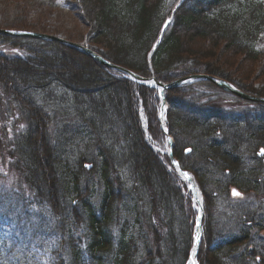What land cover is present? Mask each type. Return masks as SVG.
<instances>
[{"label":"trees","instance_id":"trees-1","mask_svg":"<svg viewBox=\"0 0 264 264\" xmlns=\"http://www.w3.org/2000/svg\"><path fill=\"white\" fill-rule=\"evenodd\" d=\"M77 4L90 27V48L114 65L163 84L205 74L264 97L204 63L215 61L210 53L220 48L259 62L264 7L258 0H184L166 15L164 0ZM187 62L198 64L188 69ZM118 75L75 48L0 35V83L18 97L27 118L10 156L30 190L0 198V264H186L193 230L181 215L177 177L168 156L170 173L145 139L147 132L166 140L158 122L161 99L157 90ZM200 84L224 93L202 81L165 92L173 156L194 173L204 196L197 263L264 264V205L231 207L222 227L214 214L219 194L207 192L222 180L216 188L264 197V105L253 114L226 115L214 104L202 106L192 90ZM41 95H61L67 138L52 136ZM69 143L76 154L66 151ZM189 218L194 228L195 211ZM56 237L58 249L41 263L38 252Z\"/></svg>","mask_w":264,"mask_h":264},{"label":"rangeland","instance_id":"rangeland-1","mask_svg":"<svg viewBox=\"0 0 264 264\" xmlns=\"http://www.w3.org/2000/svg\"><path fill=\"white\" fill-rule=\"evenodd\" d=\"M258 1L262 3L264 7V0ZM179 2L180 0H164V15H166L165 13L167 12L169 13L173 11ZM26 5L28 8L25 11L24 6L26 8ZM0 18L5 21V24L10 26L9 28L6 26L5 28L1 27V30L25 29L23 31H33L55 36L76 46L84 45L89 47L92 46L93 48L95 47V45L90 40V27L84 20L83 15L79 10L77 0H0ZM169 18L171 21L172 16L169 15L167 21ZM257 41V46H259L260 50H262V55L260 54L258 56L259 62L252 63L250 61L252 59H249L244 54H232L231 52L220 48L215 49L214 53H210L211 56L216 55L215 61L212 62L207 59L204 61V63H206L208 67L211 66V68L224 73L239 85H243L247 88L251 87L252 89L263 92L264 94V35H261L259 38H257ZM196 47L198 48V45ZM196 55L198 56V54ZM194 64H198V62H187L186 65H183L185 68L191 69L193 68ZM104 68L108 69L106 67ZM108 70L110 71V69ZM110 74L112 75V73ZM117 77L127 78L128 76L123 75V73H119ZM202 82H207L210 84V82L205 80ZM192 90L193 93H195L194 96L200 100L202 106L209 107L211 104H214L219 106L220 110L226 115H231L232 113L245 115L248 113L253 114L255 111L259 110V106L257 104L249 103L247 100H242L225 92V94L219 91L215 92L214 89L210 90V88L205 86V84L197 85L193 87ZM60 96L41 95L39 97L40 102L50 111L52 120L50 126L51 133L53 137L55 136L58 139L67 138V136L64 134L63 130L65 129L63 126L64 124L68 123L67 113L63 110L65 107L60 103ZM209 100L211 101L209 102ZM23 113V110L20 108L18 97L15 94L12 95L11 93H6L3 90V85L0 83V198L3 196H5V198L14 197L16 195L25 197L24 195H27L30 192L29 188L26 187L24 183L26 180L23 181L24 178L22 177V174L15 168V164L17 163L15 155L10 156V151H13V146H11L12 140L15 139L16 136H18L26 126L27 118ZM141 122L143 129L147 130V117L144 115V113H141ZM145 137L148 146L151 148L153 153L160 158V161H162L164 165V160L166 159L167 152L169 150L168 141L164 140L160 135L152 137L147 132H145ZM62 141L64 142L65 139ZM69 146H74V143H69L67 146H64L66 151H69L72 155L76 152L77 148L73 150ZM90 156L91 155L85 156L88 161H91ZM165 166L168 170L166 164ZM168 172L170 173V170H168L166 173ZM175 174L177 177V188L179 190L178 203L182 209L181 215L186 220V222L190 224L192 232L194 228L192 225V220L189 218V213H191L193 216L194 207L190 202L182 178L177 174V172ZM190 174L192 175L194 173L192 172ZM221 182L223 181L220 180V183ZM219 184H214V188L210 187L207 192L212 194L216 193V195L219 194L215 202L214 214L215 217H217L220 221L222 219L229 221L231 207L251 203H255L257 206H260V204L264 205V197L260 196L262 195L261 192L257 193L256 195L258 196L254 197L251 196L252 193H249V191L247 192L246 190H241V193L238 192L239 195H234L232 190L233 188L229 186L227 188L228 191L225 188H216L215 185ZM200 192L202 193L201 190ZM203 197L204 196L202 193V198ZM13 200L11 199V201ZM3 202L4 200H2V203ZM8 203L9 205H12L10 202ZM4 206H6V203ZM30 208L31 211H29L28 215L33 216L30 219V222L34 223L36 220L37 210H35L33 206ZM38 210L42 212L41 208H38ZM46 211L48 213V210ZM17 212H20V210H17ZM234 219L230 224L236 223V220ZM223 224L225 223L221 221L220 225H222V227ZM230 224L228 223V225ZM227 231L228 230H225V233ZM40 238H45V235L43 237V235L40 234ZM48 241L49 240H47L46 243L47 247H49L48 251L42 250L38 253L41 263L48 262L51 248H53V250L58 249L56 247L58 246L57 237L54 238L52 242ZM188 258L186 260V264ZM250 264L254 263L250 262Z\"/></svg>","mask_w":264,"mask_h":264},{"label":"water","instance_id":"water-1","mask_svg":"<svg viewBox=\"0 0 264 264\" xmlns=\"http://www.w3.org/2000/svg\"><path fill=\"white\" fill-rule=\"evenodd\" d=\"M0 35L9 36V37L30 38V39H37V40H42V41L57 42V43L64 44V45L69 46V47L76 48L79 51L86 54L91 59H93L94 61H96L97 63H99L100 65H102V66H104L110 70L123 73L125 76H128V78L130 80H132V81H134L140 85L146 86V87L155 88V89L159 90L160 93H163V91H165V90H170V89H174L176 87H179L180 85H183L187 82L196 81V80H205V81L213 83L214 85H216L217 87H219L223 91L231 93V94H233V95H235V96H237L243 100H247L249 102H257V103L264 104V98L249 96V95L243 94L242 92L235 89L229 83L224 82V81L217 79V78L207 76V75L199 74V75L187 76V77L178 79L172 83H169L167 85H164V84H161V83L155 81L154 79L143 78L141 76H138V75L132 73L129 70H126L122 67L113 65V64L109 63L108 61H106L105 59H103L102 57H100L98 54H96L92 50L84 48L80 45L76 46V45H74L68 41L62 40V39L55 37V36H50L47 34L36 33V32H9L7 30H1V29H0ZM162 96H163V94H162ZM162 128L164 129V125L162 126ZM175 167L177 168V170H180L179 165L177 163H175ZM177 173L180 175V177H183L184 176L183 174L186 172L181 171V173H179V171H178ZM185 177H187L188 180L190 181L191 177L188 173H187V176H185ZM190 184H191L192 188H195L194 183L190 182ZM201 204H202V201H201ZM202 212H203V210H202ZM198 243H199V240H198ZM196 251H197V249H196ZM196 251H195V254H196ZM195 259H196V255L194 257V260Z\"/></svg>","mask_w":264,"mask_h":264},{"label":"bare ground","instance_id":"bare-ground-1","mask_svg":"<svg viewBox=\"0 0 264 264\" xmlns=\"http://www.w3.org/2000/svg\"><path fill=\"white\" fill-rule=\"evenodd\" d=\"M191 191L193 193V199H194V202L196 204V207L198 208V201H199L198 190L195 188L193 190L191 189ZM198 215H200V213H198ZM195 235H196V239L194 241V247L191 250L190 256H189L188 261H187V264H194V253H195V250H196L197 244H198V239L197 238H198V235H199V228L196 229Z\"/></svg>","mask_w":264,"mask_h":264},{"label":"snow or ice","instance_id":"snow-or-ice-1","mask_svg":"<svg viewBox=\"0 0 264 264\" xmlns=\"http://www.w3.org/2000/svg\"><path fill=\"white\" fill-rule=\"evenodd\" d=\"M186 151H188V150H186ZM261 154L264 155V149L261 150ZM183 175L187 176V173H184ZM233 194L234 195H239L238 193L235 192V190H234Z\"/></svg>","mask_w":264,"mask_h":264}]
</instances>
